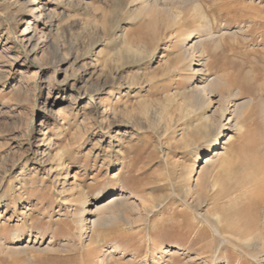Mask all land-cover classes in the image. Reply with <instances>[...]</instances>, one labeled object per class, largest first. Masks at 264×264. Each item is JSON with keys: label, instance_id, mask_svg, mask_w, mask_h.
Wrapping results in <instances>:
<instances>
[{"label": "rangeland", "instance_id": "rangeland-1", "mask_svg": "<svg viewBox=\"0 0 264 264\" xmlns=\"http://www.w3.org/2000/svg\"><path fill=\"white\" fill-rule=\"evenodd\" d=\"M219 75L252 87L223 117L219 94L193 103ZM248 231L264 240V0H0V264H264Z\"/></svg>", "mask_w": 264, "mask_h": 264}, {"label": "bare ground", "instance_id": "bare-ground-1", "mask_svg": "<svg viewBox=\"0 0 264 264\" xmlns=\"http://www.w3.org/2000/svg\"><path fill=\"white\" fill-rule=\"evenodd\" d=\"M14 6H17L18 7V10L17 12H20L22 11L24 8L26 7H23L22 5H20L19 3H16ZM8 8V7H7ZM6 8V10H7ZM35 9V8H34ZM30 10V9H29ZM8 11V10H7ZM36 11V10H35ZM33 12V11H32ZM38 12V11H37ZM9 13V12H7ZM43 14V13H42ZM45 14V13H44ZM43 16V15H42ZM16 17V16H14ZM51 17V14L48 13V18ZM12 18V17H11ZM52 18V17H51ZM18 28V26H16V29ZM24 31V30H22ZM25 32V31H24ZM30 42V39H27V43ZM199 43V40H195L194 42L191 43V46H196L198 45ZM190 46V47H191ZM203 62V61H202ZM200 68H199V71H203V67H204V64L201 63L200 65ZM133 77V76H132ZM197 87V86H196ZM235 87H237L238 89H234ZM252 88V87H251ZM250 87H247L245 85H243L242 83H240L237 79L235 78H231V77H228L227 75H219V76H216V77H212V78H208L206 79V84L204 86V88L202 87L203 91L201 92H196V94H194V98H193V103L195 105H201V106H205L207 105L208 103H210V96L211 95H217L219 94V111L221 114H222V117L224 116V114L228 111V106H229V103H230V100H234L236 101L237 98L242 94V93H248L250 92L252 89ZM220 89H224L225 93L222 94V93H218ZM199 91V90H198ZM218 96V95H217ZM192 101V100H191ZM187 105V104H186ZM244 105V102H234L231 104V107H233V115H235V113L238 115H240V111L242 110V106ZM246 106V103L243 107ZM199 107V106H198ZM244 109V108H243ZM243 111V110H242ZM215 113V112H214ZM213 113V114H214ZM232 113V112H231ZM242 114V113H241ZM232 116V115H231ZM213 115L212 116H205L203 117L204 118V131L205 133H208L209 130H212V131H215L217 129V125L213 124ZM237 117V116H236ZM236 117H233V118H236ZM202 118V117H201ZM232 118V117H231ZM231 120V119H229ZM221 123V122H220ZM234 123H237V122H234ZM221 124H219L220 126ZM234 125V124H233ZM231 126V125H230ZM221 127V126H220ZM218 127V128H220ZM235 127V126H234ZM218 130V129H217ZM223 140H225L223 143H222V146H217L216 143L217 142H214V147H213V150L211 152V154L209 156L206 157V160L204 161V167L202 169H204L205 171L202 173V175L205 174V172L207 171L208 173H210L212 170H213V165H216L217 161L219 159H221V157H223V153H221L220 150H222L224 148L225 145L229 144L230 143V138L228 136H226ZM224 159V157H223ZM221 159V160H223ZM220 160V161H221ZM222 162V161H221ZM225 162V160H224ZM223 163V162H222ZM221 163V164H222ZM224 165V163H223ZM219 166V164L217 165ZM62 167V166H61ZM217 169V167H215ZM219 169V167H218ZM51 171V170H50ZM60 171V170H59ZM58 171V172H59ZM210 171V172H209ZM216 171V170H215ZM62 172V171H61ZM68 173V172H67ZM214 173V172H213ZM201 174V173H200ZM207 174V173H206ZM205 174V175H206ZM58 175V176H57ZM60 173L59 174H56L57 177H55L56 179V183H57V180H58V177H59ZM67 176V175H66ZM207 176V175H206ZM209 176V175H208ZM210 176H212L210 174ZM210 179V178H209ZM55 181V180H54ZM64 184V183H63ZM189 186V185H188ZM64 188V187H63ZM209 188V187H207ZM212 188V187H210ZM193 189L188 187L185 189L186 193H190ZM197 190V189H196ZM199 190V189H198ZM183 193V192H182ZM194 193V191H193ZM192 194V193H191ZM190 195V194H189ZM203 195V194H202ZM103 196V197H102ZM111 195L110 194H106V195H101L99 197H96V198H109ZM189 198V197H188ZM202 198V197H201ZM125 202L124 199H121L119 197H113L112 199H110L108 202L104 203V204H101L99 206H96V210L99 211V210H105L112 206V205H123ZM143 203V202H142ZM129 205V203H128ZM132 205V204H130ZM126 206V205H124ZM142 207V206H141ZM122 208V207H121ZM148 208V207H147ZM120 209V207H119ZM120 212V211H119ZM216 218V217H215ZM105 219V217H104ZM98 220V219H97ZM100 220V218H99ZM98 220V221H99ZM103 220V218H102ZM101 220V221H102ZM215 220V219H214ZM99 223V222H98ZM93 224H94V221H93ZM96 225V224H95ZM94 226V225H92ZM255 230V228H254ZM247 232V231H246ZM245 232V233H246ZM249 232V231H248ZM262 234V233H261ZM15 238V237H14ZM243 242L244 244H246L247 246H258V245H262L264 246V240L261 238V236L258 234V233H255V234H249L244 238L243 237ZM17 243V242H16ZM30 248V247H29ZM32 248V247H31ZM248 248V247H247ZM263 249V248H262Z\"/></svg>", "mask_w": 264, "mask_h": 264}]
</instances>
